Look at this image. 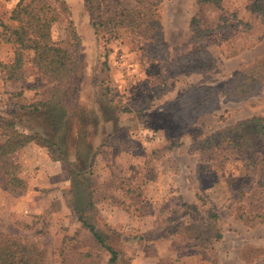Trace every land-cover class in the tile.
I'll return each mask as SVG.
<instances>
[{
    "label": "rangeland",
    "instance_id": "1",
    "mask_svg": "<svg viewBox=\"0 0 264 264\" xmlns=\"http://www.w3.org/2000/svg\"><path fill=\"white\" fill-rule=\"evenodd\" d=\"M17 1L0 0V18ZM69 1L78 2L71 18L81 52L75 82L57 102L66 113L65 131L56 133L62 144L43 137L55 130L47 109L30 107L53 84L32 52L20 79H6L0 68V143L10 129L38 135L0 157V251L7 258L0 264H109V252L73 209L76 172L83 215L120 252L115 264H264V221L252 212L234 217L235 194L248 178L243 163L221 150L200 159L207 136L264 116V19L252 9L256 0H221L220 8L157 0L164 42L149 21L153 0L136 12V0ZM50 13L51 37H69L65 19ZM195 14L198 38L189 22ZM12 57L11 45L0 42V62ZM207 92L206 109L197 110ZM9 168L22 185L8 183ZM254 201L264 210V196ZM210 212L218 216V240Z\"/></svg>",
    "mask_w": 264,
    "mask_h": 264
},
{
    "label": "trees",
    "instance_id": "2",
    "mask_svg": "<svg viewBox=\"0 0 264 264\" xmlns=\"http://www.w3.org/2000/svg\"><path fill=\"white\" fill-rule=\"evenodd\" d=\"M84 1L87 2L89 6L92 5V0ZM156 1L157 0H153L152 2V6L154 7L149 14V21L154 25V30L157 31L158 29V39L164 42L160 29L161 24L156 16ZM136 2L137 6L130 10L131 12L140 11L139 8L144 5L143 0H136ZM196 3L198 6L202 3H210L217 8L221 7V0H196ZM252 9L253 11H258L264 19V0H256L252 4ZM50 10L56 11L60 17L65 19L71 28V35L69 37L61 40H54L51 37V23L54 18ZM189 22L191 28L197 27L195 30H192V37L198 38L201 36L203 29L199 27L196 14L191 17ZM0 42L10 44L13 49L12 61L7 63L0 62V68L4 71L6 79H20L22 68L26 61V53L31 51L32 62L40 72L47 74L49 80L53 83L49 88L51 91L50 96L36 102V105L30 107H32V109H39L40 106V108L45 107L47 109L45 112L50 113L52 118L56 121L54 124L55 130H52L51 135L48 134L43 137L44 139L50 137L55 144H62L61 135H57L56 133L63 134L65 131L64 118L66 113L57 102H59L58 98L61 97L64 87L67 88L75 82L73 75L77 69L76 67L79 63L81 52L80 38L75 31L68 2L66 0H52V2L47 0H18L7 19L3 20L0 18ZM205 89H208V87H205L204 90ZM207 96L208 92L203 94V98L200 102H197V104H200L197 110L203 105V100ZM206 107L207 105L205 107L202 106L200 110L204 111ZM195 109L194 107L192 108V113ZM185 115L187 117V114H184V116ZM184 116L182 115L181 117L185 120L186 118ZM192 118H194V116H192ZM7 125L11 126L12 124L10 125L8 123ZM6 135V139L0 143V157L16 151L31 139L38 136H36V134L33 136L31 134H23L15 129L7 130ZM201 147V149H203L201 150V160L209 161L213 159L210 153L214 154L216 150L223 151L226 155L225 159L237 155L236 159L243 163L248 178L245 184L240 187L235 194V203L237 205L235 204L234 206V217L236 219H243L252 212L251 215L259 217L260 219L258 222L263 223L264 210H261L259 205H254L253 202L255 203V199H259V202H261V197L264 196V116L253 115L238 121L232 126L219 129L207 136ZM205 153L207 154L206 157H204ZM81 162L83 163V160ZM8 165H10L9 167L12 166V168L14 166L11 164ZM5 172L9 184L14 186L21 184V180L15 175V171L9 168V171L5 170ZM75 174L70 176L71 179L73 178V182H75V184H72L73 209L78 220L88 229L94 240L105 247L109 252V264H115L119 258L120 252L109 245L105 240V236L97 230L93 223L84 217L83 202L81 199L84 187H80V185L74 181V177H76ZM252 182H255V185H253ZM22 187L23 186H20L19 188ZM260 187L263 188L260 189ZM13 189L11 190L14 191L15 189ZM208 216L209 219L214 220L211 222V226L215 228L212 235L214 240H218L222 236L220 226L216 224L218 216L215 212H210ZM190 229L193 228L188 226L187 230ZM197 231L195 242L202 245L205 244V238L202 233H200L199 230ZM2 254L6 256V253L0 251V259L3 257ZM10 255H13V253ZM83 255L88 256L89 253ZM2 261H7V258H3Z\"/></svg>",
    "mask_w": 264,
    "mask_h": 264
},
{
    "label": "crops",
    "instance_id": "3",
    "mask_svg": "<svg viewBox=\"0 0 264 264\" xmlns=\"http://www.w3.org/2000/svg\"><path fill=\"white\" fill-rule=\"evenodd\" d=\"M68 3H69V5L71 6V11H72V14H73V17H74V9H73V4L74 5H78V2H74V1H71V3H70V1L69 0H66ZM76 3V4H75Z\"/></svg>",
    "mask_w": 264,
    "mask_h": 264
}]
</instances>
